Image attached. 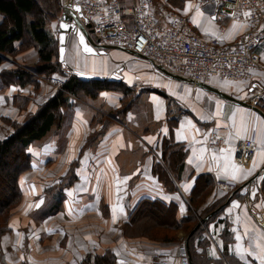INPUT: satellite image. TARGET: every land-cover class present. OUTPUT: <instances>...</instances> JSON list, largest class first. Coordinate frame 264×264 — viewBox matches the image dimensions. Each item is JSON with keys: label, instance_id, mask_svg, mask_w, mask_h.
I'll list each match as a JSON object with an SVG mask.
<instances>
[{"label": "crops", "instance_id": "crops-1", "mask_svg": "<svg viewBox=\"0 0 264 264\" xmlns=\"http://www.w3.org/2000/svg\"><path fill=\"white\" fill-rule=\"evenodd\" d=\"M64 1L61 0L62 5ZM120 1L128 5L134 0ZM216 9L217 5L213 0H188L185 6L178 10L190 15L193 24L205 36L217 38L220 44H232L238 34L244 30L245 25L238 22L226 24V29L222 33L220 28L222 23L217 19ZM60 16L50 26L55 36L58 33ZM80 18L87 23L82 16ZM2 20L3 15L0 13V22ZM69 45L72 48H69ZM31 51L29 55H36L35 50ZM256 51L264 65V41ZM68 52L70 56L74 54L75 59L84 57L85 67H79L77 61L71 62L68 59ZM37 57H39L38 53ZM65 61L66 64L63 66L66 67V71L62 73L63 76L50 78L54 86L56 82L62 84L72 73L81 76L89 74L108 77L120 69L124 82L136 79L132 85L127 82L130 86H134L135 83L144 85V88L154 86L158 91L148 93V99L152 102V121H148L149 115L145 119L138 116L135 110H128L124 118L120 122L118 119L115 120L104 135V147L106 146L108 151L110 149L109 154L106 152L101 155L84 148L85 153L79 156L81 148L87 141V135L94 131L92 128H98L99 125L92 127L87 124L88 116L85 110L78 106L73 111L70 121L71 128L76 129L75 136L72 132L66 140H63L61 130H58L53 138H49L40 146L31 144L28 147L32 155L31 167L20 177L23 199L10 216L8 227L12 232L10 231L11 233L6 234L2 239L0 264H3V261L4 264L23 262L82 264L88 255L93 258L108 250L115 254V264H120L121 261L123 264H180L177 256L178 240L160 242L141 236L131 237L125 233L124 227L130 222L132 211L144 198L159 199L166 204L174 199L179 201L178 216H186L188 208L186 198L197 177L203 174H210L214 178L218 188L215 198L224 197L225 192H228L225 188H219V183L228 184L231 192L243 185L264 165V155L259 154L264 147V117L252 108L218 98L219 115H216L217 106L213 118L206 111V105L203 106L197 101L195 92L199 94L202 91L209 98L211 93L186 83L195 88L193 93L196 99L194 103L191 100L193 104L190 106V101L181 98L180 93L171 91L174 94L171 95L165 91L166 81L172 80L174 83L178 81L166 76L151 62L120 49H110L105 54H85L81 51L76 36L68 44ZM10 67L11 64L0 66V73L2 69ZM39 82L42 91L46 81L40 79ZM210 83L241 100L251 101L264 111V72L261 69L256 71L251 81L236 79L227 82L214 77ZM2 88L4 86L0 79V117L12 118L13 114H17L16 107H11L10 101H6L4 96L1 97ZM12 88L15 91H28L27 88L18 89L14 86ZM51 89L54 88H50V91ZM105 92L107 98L111 97L109 99L113 98L115 103L118 102L114 98V93ZM185 95L189 97L188 94ZM70 101L73 102V98ZM233 112L236 113L235 121L232 118ZM247 121H253L255 127L245 134L241 126ZM130 122H136L135 126L138 128L160 129L155 130L153 134H142L140 138L136 136L137 141H129L131 147L140 148L141 145L146 146L145 149L150 147L152 150L148 151L144 158H137L136 163L131 164L132 169H126L118 160V155L127 147L128 141L123 129L128 128ZM145 124L147 126H144ZM7 128H10L9 125ZM165 128L167 133L163 131ZM210 128H217L226 136V141L215 150L208 148L206 143ZM63 137L65 139L66 134ZM148 138H153L154 142L149 143ZM165 138L169 142H164ZM246 138L254 140L256 152L250 161L239 162L235 158L237 140ZM171 143L183 146L185 152L182 169H179L180 164H173L172 167L179 175L178 180L166 171V167L162 168L165 166L162 160L163 145L166 148ZM213 153L216 156L215 161L212 159ZM190 158L193 159L191 165L188 164ZM74 160H78V164L74 172L69 173V166ZM201 160L202 163L197 168L196 164ZM232 165L245 170L250 169V174L244 179L238 171L233 173ZM154 167H158L162 172L155 174ZM233 174L237 177L235 180L231 179ZM163 176L168 182H174L184 195L176 194L172 189L168 190L164 186L167 181L164 183ZM177 195L180 197L179 200L175 198ZM236 195L237 197L233 199ZM37 204H40L39 208L36 207ZM181 204L184 205V211L180 210ZM121 206L124 212H121ZM261 214H264V173L251 185L235 192L221 213L208 222V236L213 240L210 249L212 256L222 257L225 243L220 237L227 229L233 235L227 247L229 253L246 264H262L255 252L238 254V246L248 249L250 242L254 244L257 238L261 242L264 241V225L256 218ZM39 226L40 229H37ZM30 230L33 231L32 234ZM245 230L249 235H244ZM237 235L242 239L237 241Z\"/></svg>", "mask_w": 264, "mask_h": 264}, {"label": "trees", "instance_id": "trees-1", "mask_svg": "<svg viewBox=\"0 0 264 264\" xmlns=\"http://www.w3.org/2000/svg\"><path fill=\"white\" fill-rule=\"evenodd\" d=\"M186 1L188 0H166L163 2H165L166 6L170 9L177 10L178 7V9L183 8ZM61 12V0H0V13L3 15V20L0 22V53L7 52L13 54L23 48L24 44H33V46L39 48V62L37 64L38 66H34L35 71L40 74L55 71L57 68H54L53 64L56 63V66L59 65L60 71L64 73L66 67H64L63 63L59 60L58 37L55 36L49 27L50 23L59 18ZM17 42H21L18 49L15 47ZM56 55L57 59L55 57ZM1 60L0 57V62ZM29 73L28 76L31 75V72ZM26 77L25 74H16L10 69L9 71L6 70L0 73V79L3 85L10 87H23ZM117 87H122L124 93L127 94L133 89L123 80H100L95 78H84L76 73L71 74L68 79L62 83L56 94L45 101L28 121H25L21 125L15 124L14 132L5 139L0 140V183H2V186L4 183H7L4 186V189H6L5 195L4 197H0V235L7 229L3 227V224L9 223L8 215L10 214L11 208L15 205L17 206L23 197L19 178L22 173L31 167L32 155L28 147L34 142L41 141L55 129L53 127L57 124V117L60 119L61 108L70 104L69 95H76L81 90L92 93V90L98 91L105 88L115 89ZM127 111L128 104L123 106V108L118 111V114H111L112 121L117 119L118 116L120 117V115H125ZM167 145L168 143H166V146ZM171 146L170 144L167 148ZM178 148L179 149L174 152L175 156L172 161L173 164H180L179 169H182V158L185 152L183 151V146L179 145ZM167 155L168 151L166 152L165 149L164 157H167ZM160 169L154 167V173L160 174L162 172ZM178 172L180 173L179 170ZM173 178L178 180L179 175L176 174ZM162 180L165 183L167 178L163 176ZM214 183L215 180L210 174H203L197 177L192 190L188 194V200H186L188 207L187 215L182 217L178 216L179 201L173 199L166 204L159 199H142L132 211L130 222L124 227L125 233L131 237L144 235L151 238L153 241L171 242L176 240L175 237L170 238L163 236H159L160 239H158V236L154 237L152 234H146L144 231L145 229L139 232L136 230V227H134L141 218L154 217L162 222L166 220L165 223H162L164 225L161 226L164 231H179L182 229L187 233V236H189L195 225L202 218L221 206L229 196L225 195L224 200L220 198L213 199L211 203L213 202L214 204L210 208H205L204 210L200 209L204 204L202 200L205 196L216 197L214 196L216 193ZM211 184L215 188V192L212 194L207 192L209 190L208 185ZM164 186L168 190L172 189L173 191H177L174 182L167 181ZM222 209L223 208L216 211L207 222L201 225L188 238L190 264H211L212 262L214 264H246L235 255L229 253L227 247L228 243L232 241L229 230L226 229V231L223 232L225 238V251L224 255L219 258H214L212 256L209 246L210 242L201 234L204 226L209 221L215 219L221 213ZM142 210L143 213H141ZM170 212L172 213L170 216L166 214ZM168 218L171 220H168ZM115 262V254L108 250L104 254H98L93 258L91 255H88L82 264H115ZM21 264L26 263L23 262Z\"/></svg>", "mask_w": 264, "mask_h": 264}, {"label": "built area", "instance_id": "built-area-1", "mask_svg": "<svg viewBox=\"0 0 264 264\" xmlns=\"http://www.w3.org/2000/svg\"><path fill=\"white\" fill-rule=\"evenodd\" d=\"M70 1L79 6L81 16L91 23L96 43L130 48L143 59L149 62L152 59L194 81L210 83L214 77L251 81L258 69L264 72L256 51L264 41V0H213L222 33L226 24L245 25L229 45L205 36L193 24L190 15L170 9L163 1L134 0L128 5L120 0ZM225 141L226 136L221 130L212 128L209 131L207 146L211 150ZM255 152L252 138L239 139L235 158L239 162H248ZM228 187V184L219 183V188ZM256 218L264 225V214ZM182 248L180 254L186 259L183 258L181 264H190L186 245Z\"/></svg>", "mask_w": 264, "mask_h": 264}, {"label": "rangeland", "instance_id": "rangeland-1", "mask_svg": "<svg viewBox=\"0 0 264 264\" xmlns=\"http://www.w3.org/2000/svg\"><path fill=\"white\" fill-rule=\"evenodd\" d=\"M176 10V9H175ZM176 11H179L178 8ZM180 12V11H179ZM60 21V20H59ZM52 23L49 24V27L51 26ZM51 29V28H50ZM54 33V32H53ZM55 34V33H54ZM56 37H58L56 35ZM21 42H18V45L15 46L16 49H18L20 47ZM69 48H72L71 45H69ZM31 50H35L38 53L39 56V48L37 46H33V44H24L23 48H21L20 50H18L15 53H0V57H1V62H0V66L6 64L7 66H9V64H11V67L9 68L10 70H13V72H15L16 74H25L27 77L24 79L25 84L23 87L21 88H27L28 91L24 92L23 91H15L12 87L10 86H4V88H2L1 90V97H5L6 101H10V106H14L16 107V112L17 114H13L12 118L9 117H4L1 116L0 117V140L5 139L6 137L10 136L12 134V132H14L15 130V124L21 125L23 124L25 121H28L29 118H31V116H33L36 111L40 108V106L47 101L49 98H51L53 95L56 94V92L59 90L60 86L62 84H60L59 82H56V86L53 85V83L50 81V78H53L54 76H63L62 72L60 71V67L59 65L56 66V63L53 64L54 68H57L55 71H51L49 73H38L37 71H35L34 66H36L38 64V60L39 57H37V53L36 55H29L31 52ZM29 51V52H28ZM31 51V52H30ZM73 53H71L72 55ZM26 56V58H24ZM57 59V55L55 56ZM68 59L71 62L77 61V64L79 67L84 68V57H79L78 59H75L74 54L73 56H70V52H68ZM55 60V59H54ZM145 60V59H144ZM127 62V61H126ZM128 64V62L126 63ZM38 66V65H37ZM9 69H2L1 73H3L4 71ZM128 71V70H127ZM31 72V75L28 76ZM74 74V73H72ZM32 76V77H31ZM69 77V76H68ZM68 77L65 79L67 80ZM135 77V74H134ZM259 77V76H258ZM260 78V77H259ZM40 79L46 81V85L44 86V89L41 91V82H38ZM37 80V81H36ZM122 80V78L120 79ZM127 81L129 84H133V81ZM224 80V79H222ZM228 82V80H225ZM126 82V83H127ZM60 84V85H59ZM167 84L166 86H164L165 91L169 92L171 95H174L171 93V91L176 92L177 94H181L179 96H181V98H183L186 101H190L189 105L191 106L196 99L195 97V93L197 94V101L201 102L202 105L204 106V104L206 105V111L209 113L210 116H214L215 114V108H217L218 106V102H219V98L218 96H216L215 94L211 95L209 94L210 98H206L207 94H203L202 91H200V93L198 94L197 92L193 93L195 90V88H193L192 86L190 87L189 85H184L182 83L178 82H173L171 81H166ZM148 86V85H147ZM133 89L130 91V93H124V89H122V87H117L115 89L111 88V89H101L98 91L92 90V93H88L86 90H81L78 94L76 95H69V100H71V98H73V102L70 101L68 106H63L61 108V116L60 119L57 117V124L53 127L55 129L52 130L51 133H49V135H47L44 139H42L39 142H34L32 145H37L40 146L42 143L46 142L49 138H53V136L56 134V132L59 130H61V136L63 140H66L69 133L73 132V136H75V128H71V118H72V113L75 110L76 107H81L82 109L85 110L86 115L88 116V118H86L87 124L89 123L90 126L94 127L95 125H99L98 128H92L91 133H89L87 135V141L84 145L83 148H81L80 150V154H78L79 156H82L83 153H85V150L87 149H91L92 152H98L99 154L101 153H106L107 154L110 153V149L108 151V149L106 148V146L104 147V135L107 132V130L109 129V126L118 119V121L120 122V120L122 118H124L125 115H120V117L118 116L117 119L113 120L111 119V114H118V111L120 109L123 108V106H125L126 104H128V110H135V112H137L138 116L147 119V116L149 115L150 118H148V121L152 119V102L148 99V93L149 92H156L158 91V89H156L154 86H149L148 88H150V90L148 88H144V85L142 84H136L134 86H131ZM158 87V86H157ZM172 89H170V88ZM18 86V89H21ZM50 88H54L51 89ZM26 89V90H27ZM110 92L111 94L114 93V98L115 100L109 99L111 97H106V92ZM192 92V94L190 93ZM185 94H188L189 97ZM203 95V97H202ZM216 97H215V96ZM120 96V100H118ZM185 96L187 98H185ZM219 98V99H218ZM192 100V102H191ZM207 100V101H206ZM10 115L12 114V110L9 113ZM18 118V119H17ZM214 118V117H213ZM152 121V120H151ZM60 124V125H59ZM9 125L10 128H7ZM59 125V126H58ZM136 125V122H130V124L128 125V128H124L123 132H125L124 136L126 138V140L128 142H126V148H124L123 150H121V154L118 155V160H120V162L125 165L126 169H132V163L135 164V160L139 157L144 158L148 151L151 152V148L147 147L149 149H145L146 146H140V148H135L131 147V145H129V141H137L136 140V136H138V138H140L142 136V134H149V133H154L155 130H159L160 128H138ZM132 126L134 128H132ZM144 126H147L146 124ZM57 129V130H56ZM212 128L209 129V131ZM228 129H232V128H228ZM209 133V132H208ZM66 134V138L64 139L63 135ZM147 136V135H146ZM55 138V137H54ZM137 138V139H138ZM167 139H164V142H166ZM169 142V141H168ZM239 140H237V144H238ZM207 143V142H206ZM236 144V145H237ZM134 145V143H133ZM171 147L169 148H165V146L163 145V151L164 149H166V152L168 151V155L167 157L163 156V152H162V160L164 162V165L162 168L166 167V171L168 173H170V175H172L174 177V175H176V173L174 172L173 168V158L175 156V151H177L179 148V145H174L173 143H171ZM221 145H219L220 147ZM143 147V148H142ZM177 147V148H176ZM84 148H86L85 150H83ZM171 154V155H170ZM102 155V154H101ZM177 155V154H176ZM108 156H112V155H108ZM78 164V160H74L70 166H69V173H73L75 170V167ZM26 172V171H25ZM23 174V173H22ZM21 177V176H20ZM20 180V178H19ZM216 183V182H215ZM214 183V188L211 185H208L209 190L207 192L209 193H214V189L217 190L218 192V188L216 187V184ZM7 183H4L2 186V183H0V197H4L5 195V191L6 189H4V186ZM206 185V184H204ZM212 186V187H211ZM211 187V188H210ZM231 188H227L225 189V191H230ZM225 195H228L227 193ZM231 192V191H230ZM180 194V195H184V193L180 191L179 188H177L176 194ZM215 196V195H214ZM189 195L187 196V200H188ZM237 197V195L233 198L235 199ZM209 198V199H208ZM23 199V197H22ZM21 199V202H22ZM213 199H216L214 197H208L205 196L203 198V202L204 204L200 207V209L204 210L205 208H210L214 203H211V200L213 201ZM221 200H224V197L221 196L220 198ZM238 200V198H237ZM21 202L16 206L11 208L10 214L8 215V218L10 219V216L12 214V211L18 207ZM236 203L239 204L238 201H236ZM199 209V210H200ZM145 211V210H144ZM164 211V210H163ZM143 213V210L142 212ZM140 213V214H141ZM169 216L172 214L170 213H166ZM152 215V213H151ZM187 215V213H186ZM168 216V217H169ZM164 218V217H163ZM168 220H171L170 218H168ZM9 221V220H8ZM166 221V220H165ZM165 221H161L159 219H156L154 217H145V218H141L140 221L134 225V227H136V230H138L139 232H141L143 229H145V233L146 234H152L154 235V237L156 236H163V237H170V238H174L176 240H178V246H177V256L179 259V263L181 264V261H185V257H183L180 254V250H182L183 245H186V249L187 252H189V246L187 243H189V241L186 240V236L187 233L184 230H179V231H164L163 228L161 227L162 223H165ZM208 225L209 223H207L204 226L203 231H201V234L207 238V240H209V246L211 249L212 246V238L210 236H208ZM9 224H3V227L7 228L6 230H4V232L0 235V256H1V250H2V239L3 237L8 234L11 233V229H9ZM196 226V225H195ZM133 228V227H132ZM40 229V226L37 228ZM163 230V231H162ZM11 231V232H10ZM30 233L32 234L33 231L30 230ZM230 236L233 239V235L230 232ZM135 237V236H132ZM140 237V236H138ZM141 237H146L142 235ZM223 241L225 240L224 238V233L223 236L221 235L220 237ZM151 239V238H148ZM160 239V237L158 238ZM173 240V241H176ZM158 241V240H157ZM162 242V241H160ZM262 243H264V241L262 240ZM189 254V253H188ZM222 255H224V253H222ZM221 255V256H222ZM85 260V259H84ZM188 262V260H187ZM5 263V261H3V264ZM26 264H28L26 262ZM211 264H214L213 262Z\"/></svg>", "mask_w": 264, "mask_h": 264}, {"label": "water", "instance_id": "water-1", "mask_svg": "<svg viewBox=\"0 0 264 264\" xmlns=\"http://www.w3.org/2000/svg\"><path fill=\"white\" fill-rule=\"evenodd\" d=\"M77 9H79V11H77ZM81 10L79 8L78 5H72L70 0H65L63 7H62V13L60 16V21L58 24V45H59V60L60 62H62L63 64H66L65 61V54H66V50L68 47V44L70 42V40L76 36L78 43H79V36H78V32L82 33L85 36V41L87 42V44L89 45V47L92 48V53H88L84 51L83 45L79 44L81 47V51L85 54H105L108 50L110 49H120V50H124L129 52L132 55L135 56H139L144 58L142 55L137 54L136 52H134L133 50H131L130 48L127 47H122V46H116V45H110V44H98L94 41L93 39V29L91 28V23L87 22L84 23L82 21L81 17ZM61 24H66V25H75V28H71L69 27L67 30L65 28L61 27ZM78 30V31H77ZM61 36H63V40H61ZM63 48V54H61V49ZM150 62L160 71H162L166 76H169L170 78H173L179 82H184V83H188V84H193L196 85L200 88H202L203 90H205L206 92L215 94L216 96H218L219 98L229 101L231 103H234L235 105H242V106H246L249 108H252L254 110H256L258 113H260L263 117H264V111L256 104H253L251 101L249 100H241L231 94L226 93L225 91H223L222 89L212 85L211 83H206V82H198V81H194L193 79L174 73L172 71H170L168 68H166L163 64H160L154 60H150ZM120 70H116L115 72H113L112 75L106 77V76H95V75H89L86 74L85 76H82L84 78H95V79H100V80H109V81H113V80H120L122 78V75L120 74L121 72ZM264 173V165L263 167L258 170L249 180H247L243 185L239 186L238 188H236L235 190H233L228 198L226 199V201L221 204V206H219L216 210H214L213 212H211L210 214H208L207 216H205L204 218H202L197 224L196 226L191 230V234H193L201 225H203L205 222H207L210 217L216 213V211H218L221 208H224L231 200V198L233 197L234 193L237 192L238 190H240L242 187L244 186H249L251 185L254 180H256V178H258L261 174ZM187 236L186 240L188 241V238L190 237ZM188 244V243H187Z\"/></svg>", "mask_w": 264, "mask_h": 264}, {"label": "snow or ice", "instance_id": "snow-or-ice-1", "mask_svg": "<svg viewBox=\"0 0 264 264\" xmlns=\"http://www.w3.org/2000/svg\"><path fill=\"white\" fill-rule=\"evenodd\" d=\"M77 11H79V9H77ZM194 23H195V21H194ZM61 27H62V28H65V29L67 30L69 27H71V28H75L76 26H75V25L61 24ZM77 31H78V30H77ZM78 36H79V44L83 45L84 51H85V52H88V53H92L93 50H92L91 47H89V45H88L87 42L85 41V36H84L82 33H79V32H78ZM61 40H63V36H61ZM63 51H64V50H63V48H62V49H61V54H63ZM216 115H219V106H218V108H217V113H216ZM235 115H236V113L233 112V113H232L233 121H235ZM254 127H255V124H254L253 121H247V122L242 123L241 130H242L245 134H247V133H248L249 131H251ZM163 131H164L165 133H167V129H166V128L163 129ZM148 139H149V143H153V142H154L153 138H148ZM216 139H219V137H217ZM213 143H215V141H213ZM222 151H223V150H222ZM259 154H260V155H264V147L261 148V152H260ZM212 159H213V161L216 160V156H215L214 153H213V155H212ZM109 162H110V161H109ZM201 163H202V160L199 161V162L196 164V167H197V168L200 167V164H201ZM188 164H189V165L193 164V159H192V158H190V159L188 160ZM254 164H255V162H254ZM209 170H211V169H209ZM232 170H233V173H235V172L238 171V172L240 173V175L243 176L244 179L247 178V176L250 174V171H251L250 169L245 170V169H242V168H238L236 165H232ZM227 171H228L227 166H225V172H227ZM236 178H237V177H236L235 174H233V175L231 176V179H232V180H235ZM175 198H176L177 200L180 199L179 195H177ZM41 203H42V202H41ZM36 207L39 208V207H40V204H37ZM120 210H121V212H124V211H125L124 208H123L122 206H121ZM180 210H181V211H184V205H183V204L180 205ZM113 219H114V221H115V217H113ZM244 235H249V233H248L247 230H245ZM241 239H242V237H241L240 235H237V236H236V240H237V241H239V240H241ZM243 252H249V254H251L252 252H255V253L257 254V259H260V260L262 261V264H264V243H262V242L259 240V238H257V240H256V242H255L254 244H252V243L250 242V245H249V248H248V249H245V248H243L242 246H238V254H242ZM120 264H123V261H121Z\"/></svg>", "mask_w": 264, "mask_h": 264}]
</instances>
